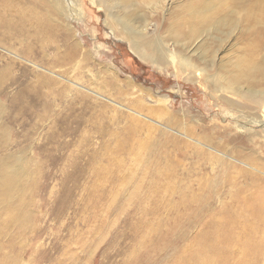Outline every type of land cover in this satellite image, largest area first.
<instances>
[{"label": "rangeland", "instance_id": "374dc122", "mask_svg": "<svg viewBox=\"0 0 264 264\" xmlns=\"http://www.w3.org/2000/svg\"><path fill=\"white\" fill-rule=\"evenodd\" d=\"M263 93L264 0H0V264H264Z\"/></svg>", "mask_w": 264, "mask_h": 264}, {"label": "bare ground", "instance_id": "6f19581e", "mask_svg": "<svg viewBox=\"0 0 264 264\" xmlns=\"http://www.w3.org/2000/svg\"><path fill=\"white\" fill-rule=\"evenodd\" d=\"M49 2V1H48ZM20 15V14H19ZM17 15V16H19ZM16 16V17H17ZM20 17V16H19ZM22 17V16H21ZM20 17V18H21ZM40 21V20H38ZM169 55V54H168ZM175 56V55H174ZM184 60V59H183ZM156 61V60H155ZM170 61V60H169ZM168 61V62H169ZM175 63V62H173ZM178 63V62H177ZM187 64V63H186ZM169 65V64H168ZM180 67V66H179ZM190 68H193L192 66H189ZM184 73V71H183ZM191 73V72H190ZM236 89H240V87L238 86ZM262 94V93H261ZM264 94V93H263ZM261 108L264 109V103H260ZM227 167V166H226ZM18 168L15 166H12L9 162H7V160L1 161L0 162V191L2 192L3 190L8 189L9 191H12L11 188H13L16 183V180H20L21 176L19 175L20 173H18ZM248 173V172H247ZM246 172L242 171L241 175L243 177H245V175L247 174ZM255 186L253 192L251 193L250 197L244 199L242 201V205L244 206V211L248 213V218L245 221H241V220H234L231 221L230 223H232L233 225H240L242 226L246 231H260L264 233V181L261 180L260 178H256L253 176V181H252ZM18 183V182H17ZM18 185V184H16ZM18 188V187H17ZM7 191V190H6ZM13 192V191H12ZM11 192V193H12ZM4 193V191H3ZM250 193V192H249ZM4 196L8 199L10 198V196L7 195V193L5 192ZM3 197V196H0ZM4 197V198H5ZM4 198L0 199L3 200ZM12 199V198H11ZM6 200V199H4ZM2 203V202H1ZM9 203V202H8ZM234 204V203H233ZM232 206V205H231ZM230 207V205H229ZM235 207V205H234ZM231 207V209H229L228 212H232L234 210H236L237 208ZM240 207V206H238ZM234 208V209H233ZM201 210V209H200ZM226 210V209H225ZM3 212V211H1ZM238 214V213H236ZM240 215V214H239ZM7 216V215H6ZM11 216H9L8 218H10ZM21 220V219H20ZM230 223L228 225H230ZM22 228V227H21ZM264 236H262L263 238ZM261 238L262 241H264ZM255 240V239H254ZM261 243V242H260ZM214 245V244H213ZM246 245V243H245ZM211 246V245H210ZM217 246V245H216ZM252 246V245H251ZM251 246H245V250H249L253 248V253H249V254H244V257H240L242 259V261H251L250 259L256 257V254L259 250V246H252V248H249ZM215 247V246H214ZM233 247L230 251V253H237L234 251ZM239 249V247H237ZM205 249V248H204ZM208 249V248H206ZM211 249V248H209ZM215 248H213L214 250ZM217 249V248H216ZM236 249V248H235ZM212 250V249H211ZM205 253L207 252V250H203ZM210 251V250H209ZM238 251V250H237ZM211 252V251H210ZM212 254V255H210ZM208 256H206V260L203 263H199V264H215L212 260H209L208 258L211 256H215V254L210 253Z\"/></svg>", "mask_w": 264, "mask_h": 264}]
</instances>
